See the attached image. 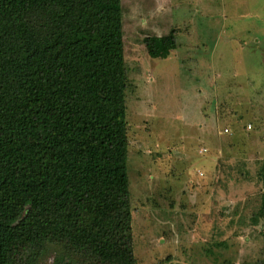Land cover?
<instances>
[{
	"label": "rangeland",
	"instance_id": "obj_1",
	"mask_svg": "<svg viewBox=\"0 0 264 264\" xmlns=\"http://www.w3.org/2000/svg\"><path fill=\"white\" fill-rule=\"evenodd\" d=\"M125 1L135 264H264V0H134L128 14ZM164 15L181 18L174 32L191 37L176 44L191 52L148 56ZM81 262L50 243L33 264Z\"/></svg>",
	"mask_w": 264,
	"mask_h": 264
},
{
	"label": "trees",
	"instance_id": "obj_2",
	"mask_svg": "<svg viewBox=\"0 0 264 264\" xmlns=\"http://www.w3.org/2000/svg\"><path fill=\"white\" fill-rule=\"evenodd\" d=\"M143 45L176 48L173 33ZM126 91L120 0H0V264L50 243L135 264ZM258 177L264 219V160Z\"/></svg>",
	"mask_w": 264,
	"mask_h": 264
},
{
	"label": "crops",
	"instance_id": "obj_3",
	"mask_svg": "<svg viewBox=\"0 0 264 264\" xmlns=\"http://www.w3.org/2000/svg\"><path fill=\"white\" fill-rule=\"evenodd\" d=\"M128 1V12H127V14L130 12V10H135V6L133 5V3H135L134 2V0H126L125 2H127ZM120 3H121V11H122V32L124 33L125 32V28H124V26H125V24H124V15H125V9H124V2H123V0H120ZM175 3L176 4H178L179 5V8H181V7H185L186 6V2L184 1V2H182V0H176L175 1ZM153 5V4H152ZM140 6H144V3L143 2H141V4H140ZM148 7H149V5L148 6H146V9H148ZM197 8L198 7H196V11H197ZM191 12H193V10H191L190 11V13ZM196 15H198V13L196 14H194V16L196 17ZM164 17V19L166 20H168L166 23H164V19L162 18V21H163V24L165 25V27H166V29H163V30H160V31H158V32H156V33H154L152 36H148V37H164V36H168V35H170L171 33H173V35H174V38L176 37V36H178V34L180 33L181 35H188V37L187 38H190L191 36H189V34H187V32H178V31H175L174 32V29H178V28H176L175 26H179V24H177L176 22H177V20H180L181 18H178V17H169V16H167V15H164L163 16ZM176 18H178V19H176ZM186 22H183V23H181V24H185ZM192 33V32H191ZM124 36V35H123ZM186 38V37H185ZM175 43H176V40H175ZM184 44H186V46L187 47H190L189 46V43H187V42H184ZM191 45L192 46H194V44L193 43H191ZM182 45L181 44H179V47L177 46V44H176V48L174 49V50H172L171 52H170V54L166 57V58H168L169 60L171 59V57H172V59L174 58V55L175 54H177V52H179V51H177L178 50V48H183V47H181ZM145 48V47H144ZM182 51H184V48H183V50ZM184 52H186L187 54H188V52H191V51H184ZM195 52V51H194ZM195 53H197V52H195ZM187 58H188V56H186ZM166 58H164V59H166ZM158 59H161V58H158Z\"/></svg>",
	"mask_w": 264,
	"mask_h": 264
}]
</instances>
